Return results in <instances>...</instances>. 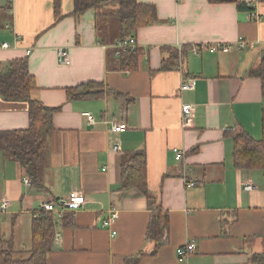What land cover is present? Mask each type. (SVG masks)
Returning <instances> with one entry per match:
<instances>
[{"label": "crops", "instance_id": "0c3cea01", "mask_svg": "<svg viewBox=\"0 0 264 264\" xmlns=\"http://www.w3.org/2000/svg\"><path fill=\"white\" fill-rule=\"evenodd\" d=\"M238 1L253 9L210 0H139L155 5L158 19L130 34L116 5L73 16L74 0H61L59 15L54 0H0V7H13L12 21L0 29V74L11 61L26 59L37 85L31 97L61 108L40 169L41 188L27 186L24 170L0 152V205L10 203L0 216V239L9 231L15 246L17 233L30 230L31 248V221L41 204L63 202L78 191L86 197L83 208L54 216L59 241L47 264H133L135 258L138 264H256L253 257L264 254V170L237 169L226 133L263 138L262 84L249 72L264 59V1ZM129 37L136 40L133 70L122 63L127 50L117 47ZM240 38L254 47L238 50ZM218 43L233 49L208 51ZM61 48L69 64L60 62ZM188 79L194 89L180 92ZM87 82L104 85L103 99L68 100V89ZM118 94L134 100L126 114ZM186 104L194 117L183 129ZM115 122L128 129L112 132ZM28 127V103L0 96V131ZM139 151L147 155L149 192L169 213L167 238L158 249L147 240L146 197L121 190V166ZM111 207L119 211L116 236L102 227ZM189 241L195 252L180 263L176 251Z\"/></svg>", "mask_w": 264, "mask_h": 264}, {"label": "trees", "instance_id": "16d2710c", "mask_svg": "<svg viewBox=\"0 0 264 264\" xmlns=\"http://www.w3.org/2000/svg\"><path fill=\"white\" fill-rule=\"evenodd\" d=\"M213 4L235 3L239 10L253 9L238 0H210ZM264 1V0H259ZM109 4L116 5V16L130 34L140 28L157 22V8L152 4H143L139 0H74L73 16H81L89 10H98ZM61 0H54L57 15ZM13 19L12 5L0 7V29L5 28ZM136 51L127 50L121 54L124 68L136 69ZM250 76L261 80L264 97V59L260 67L249 72ZM36 81L30 73L26 59L11 61L6 70L0 74V96L6 101H24L28 103L29 127L26 130L0 131V152L16 161L31 186L41 188L40 169L46 160L49 138L55 132L54 116L61 108H51L34 100L31 95L36 89ZM105 94L101 83L87 82L67 90L68 100H100ZM122 99V112L127 113L134 100L118 94ZM263 138L255 140L248 132L234 133L227 131V136L234 141L233 158L239 170H264V111L262 115ZM120 184L122 191L137 189L147 199L151 218L147 230V240L154 242L155 249L165 244L169 228V213L151 195L148 187V160L144 151L135 152L121 166ZM73 215L70 212L66 215ZM65 215V217H66ZM72 225V224H71ZM58 226L54 215L40 211L31 221V248L27 259L15 257L14 238L0 239V264H47L48 256L53 251ZM26 253L28 250L23 249ZM135 258L133 264H138ZM253 262L264 264V254L255 255Z\"/></svg>", "mask_w": 264, "mask_h": 264}, {"label": "built area", "instance_id": "2783aa9c", "mask_svg": "<svg viewBox=\"0 0 264 264\" xmlns=\"http://www.w3.org/2000/svg\"><path fill=\"white\" fill-rule=\"evenodd\" d=\"M12 1V0H9ZM253 18H258L256 15H252ZM254 43L248 42L244 38H240L239 41L236 43L237 49L238 50H244V49H249L254 47ZM8 44H3L2 48H8ZM118 51L119 53L124 50H134L136 48V40L133 37H129L128 39L121 41L118 43ZM208 51L210 52H217V51H222L224 53H229L232 51L233 47L230 44H223V43H218L214 45H209L207 46ZM195 51L198 53L199 50L198 48L195 49ZM31 51H28L27 54L30 55ZM59 59L62 64H69L70 63V57L68 52L65 49H59ZM195 86V83L193 80L188 79L183 82L180 88V92L182 91H190L193 90ZM87 117V122L90 125L95 124L96 120L94 116L90 113L85 114ZM194 117V107L192 105L186 104L183 105L182 107V127L183 129H188L192 123ZM128 129V126L124 122H115L112 123L111 126V131L114 133H123ZM115 151L119 150V146L114 147ZM176 156L178 160L183 159L184 154L181 150L175 149ZM24 183L27 186H31V181L29 178H24ZM194 183H188L187 188H193ZM249 188V187H248ZM86 203V197L82 192L78 191H73L69 194L68 198L65 199L63 202L60 203H55V202H44L41 204L40 210L46 213L53 214L55 216V219H60L64 217L66 213H76L79 212L83 206ZM10 203L8 201H3L0 205V216L5 214ZM119 218V211L111 207L108 211V217L107 219L103 222L102 227L106 228L111 231L112 236L117 235V231L114 229V226ZM56 241H59V234H56ZM196 249V244L194 241H189L183 246L179 247L176 251L178 261L180 263H187L189 260V257L195 252Z\"/></svg>", "mask_w": 264, "mask_h": 264}, {"label": "rangeland", "instance_id": "374dc122", "mask_svg": "<svg viewBox=\"0 0 264 264\" xmlns=\"http://www.w3.org/2000/svg\"><path fill=\"white\" fill-rule=\"evenodd\" d=\"M109 5L113 6V4H109ZM17 235H18V239L16 245L14 246L15 257L19 259H27L29 257V251H30V230L27 234L26 230L23 229L19 232V234L17 233ZM9 237H10V233L8 231L6 238L8 239ZM26 245L28 246L27 253L23 250L24 246Z\"/></svg>", "mask_w": 264, "mask_h": 264}]
</instances>
